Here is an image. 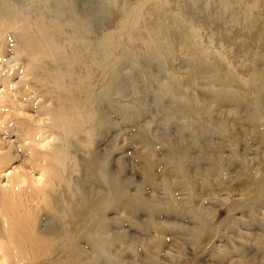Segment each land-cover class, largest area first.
Returning a JSON list of instances; mask_svg holds the SVG:
<instances>
[{
  "label": "rangeland",
  "instance_id": "374dc122",
  "mask_svg": "<svg viewBox=\"0 0 264 264\" xmlns=\"http://www.w3.org/2000/svg\"><path fill=\"white\" fill-rule=\"evenodd\" d=\"M1 2L0 119L23 101L20 131L60 146L56 214L82 197L92 226L77 264H264V0Z\"/></svg>",
  "mask_w": 264,
  "mask_h": 264
},
{
  "label": "bare ground",
  "instance_id": "6f19581e",
  "mask_svg": "<svg viewBox=\"0 0 264 264\" xmlns=\"http://www.w3.org/2000/svg\"><path fill=\"white\" fill-rule=\"evenodd\" d=\"M0 15L3 17V25L8 26L13 13L10 7L3 4L1 0ZM7 15H10L9 19H6ZM4 33H7V30L3 31ZM1 44L3 49L5 43ZM14 56H3L0 60L2 68L13 63ZM87 69H90L89 65ZM12 75V73L8 74L4 80ZM23 81L25 79L21 76L19 83ZM17 84V82H11L10 89L17 87ZM3 91L4 89H0V94ZM12 94L14 96V92ZM24 107L23 101L15 100L13 97L9 116L15 121L19 120V124L25 123L39 128L40 121L26 114L23 111ZM10 124L7 116L1 117L0 173L8 170L7 166L10 163L14 161H20V163L17 168L10 170L4 183L0 182V264H38L43 261L56 264H77L85 260L88 257V251L81 249L82 247L78 245V238H82L83 247L88 249L92 245L90 233L92 226L88 222L90 214L84 210L87 201L80 200L82 197L77 199L75 195H72L73 202L70 208L72 215L64 222V219L56 213H65L68 207L55 205L50 195L54 180L59 174L58 171L49 172L50 165L47 156L53 153L54 157H57L55 160L58 161L61 154L60 146L56 150H48L47 137H40L39 133L38 135L22 133L19 124L11 129L14 131L11 133L8 129ZM24 154L26 158L23 161ZM27 161L32 164L31 169H27ZM100 173L101 178L112 187L115 194L117 193L116 200H120L123 197L119 189L120 182L114 180L111 175L107 174V176L104 168L100 169ZM74 183L76 190L80 191L76 180ZM41 212L55 215L60 224H43L41 229L38 227ZM79 219H86L82 225L84 232H79L82 233L81 236L75 233L71 237V232L77 230L75 221ZM97 226L101 231L105 229L101 221H97Z\"/></svg>",
  "mask_w": 264,
  "mask_h": 264
}]
</instances>
